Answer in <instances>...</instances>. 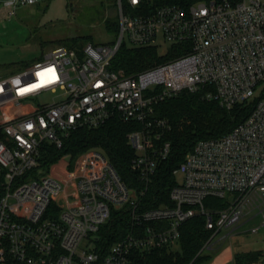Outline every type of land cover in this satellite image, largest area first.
I'll list each match as a JSON object with an SVG mask.
<instances>
[{"label": "built area", "instance_id": "built-area-1", "mask_svg": "<svg viewBox=\"0 0 264 264\" xmlns=\"http://www.w3.org/2000/svg\"><path fill=\"white\" fill-rule=\"evenodd\" d=\"M37 1L0 0V14L10 17ZM115 3V44L88 42L80 53L58 46L41 61L0 76V264H135L134 252L177 244L180 226L196 215L215 233L248 216H260L264 226V0ZM124 38L135 47L157 48L163 40L181 53L126 73L112 64ZM183 90L202 91L227 109L238 103L252 108L227 133L193 144L173 171L181 181L169 190L170 204L141 208L157 163L169 151L167 142L154 147L157 130L167 126L153 115L154 106ZM45 93L50 99L38 101ZM113 117L141 124L127 138L142 188L128 186L98 148L80 153L72 166L63 155L41 175L44 145L61 148L72 131ZM207 197L222 199L224 207L204 206ZM124 206L127 234L104 254L95 237L92 248H79L112 209Z\"/></svg>", "mask_w": 264, "mask_h": 264}, {"label": "trees", "instance_id": "trees-1", "mask_svg": "<svg viewBox=\"0 0 264 264\" xmlns=\"http://www.w3.org/2000/svg\"><path fill=\"white\" fill-rule=\"evenodd\" d=\"M194 1L197 0H153L156 4L163 2L183 4ZM109 2L110 7L115 6V0H109ZM105 25L110 31H116L119 28L117 18L106 21ZM87 39L88 36L71 37L65 41L68 43L66 47L80 53ZM180 53V50L172 47L166 55L162 56L158 54L154 46L135 47L121 44L112 64L115 69L122 68L126 73H130L166 61ZM251 108L252 103H238L227 109L217 100L206 99L202 91L191 93L183 90L158 102L154 106L153 115L166 120L167 126L157 130L161 134L159 139H154L153 144L155 148H159L167 142L169 151L166 158L157 163L148 189L140 200L141 208L170 204L168 193L176 184L173 171L184 160L193 144L199 139L227 133L248 116ZM139 128H141L140 123L123 121L118 117H113L97 127L82 126L72 131L63 140L61 148L44 145L41 166L47 169L49 164L63 155H69L71 160H74L77 155L87 149L101 148L128 186L139 190L143 184L130 167L135 152L127 138L130 131ZM224 205V201L220 198L204 199V206L208 208H221ZM130 230L127 208L124 206L112 209L110 217L96 233V250L101 254L106 253L111 244L120 240ZM211 232L214 230L205 227L204 216H193L180 226L178 249L161 246L148 252L137 251L133 253V260L135 264H205L212 259L210 250L207 249L211 243L209 240ZM260 258H262V252L252 250L235 252L232 260L236 264H244L257 262Z\"/></svg>", "mask_w": 264, "mask_h": 264}, {"label": "rangeland", "instance_id": "rangeland-1", "mask_svg": "<svg viewBox=\"0 0 264 264\" xmlns=\"http://www.w3.org/2000/svg\"><path fill=\"white\" fill-rule=\"evenodd\" d=\"M110 4L109 0H38L33 4L18 6L10 17L4 10L0 14V76L13 74L41 61L50 50L61 45L68 46L65 41L71 37L88 36L85 43L97 45L115 44L119 30L110 31L105 25L106 21L118 19L116 3L114 7H110ZM122 44L132 46L126 38ZM159 44L158 54L166 55L169 44L163 40ZM51 95L45 93L38 97V101H47ZM72 162L73 159L71 166ZM47 172V169H43L40 173L44 176ZM175 181H181L180 173L175 174ZM261 223L260 216L250 219L248 216L236 227L211 232V243L207 249L213 258L225 246H231L233 254L260 250L262 258L244 264H264V226H260ZM254 226H260L256 233L250 230ZM94 237L83 238L79 248H92ZM172 249H178V245H172ZM227 264L236 263L231 261Z\"/></svg>", "mask_w": 264, "mask_h": 264}, {"label": "crops", "instance_id": "crops-1", "mask_svg": "<svg viewBox=\"0 0 264 264\" xmlns=\"http://www.w3.org/2000/svg\"><path fill=\"white\" fill-rule=\"evenodd\" d=\"M233 259V250L231 246H225L224 248L220 249L219 252L216 253L214 258L212 257L211 261L207 264H227Z\"/></svg>", "mask_w": 264, "mask_h": 264}, {"label": "clouds", "instance_id": "clouds-1", "mask_svg": "<svg viewBox=\"0 0 264 264\" xmlns=\"http://www.w3.org/2000/svg\"><path fill=\"white\" fill-rule=\"evenodd\" d=\"M11 83L13 84L14 87L18 86V85L20 84V79H19V77L14 78V79L11 81ZM36 87H38V85H37ZM27 91H28V90L23 89V90L21 91L20 94H23L24 92H27Z\"/></svg>", "mask_w": 264, "mask_h": 264}, {"label": "snow or ice", "instance_id": "snow-or-ice-1", "mask_svg": "<svg viewBox=\"0 0 264 264\" xmlns=\"http://www.w3.org/2000/svg\"><path fill=\"white\" fill-rule=\"evenodd\" d=\"M38 75H42V74H38ZM25 90H28V89H25Z\"/></svg>", "mask_w": 264, "mask_h": 264}]
</instances>
